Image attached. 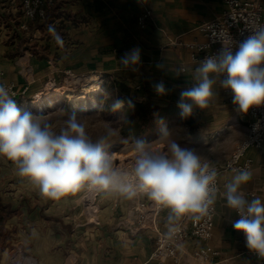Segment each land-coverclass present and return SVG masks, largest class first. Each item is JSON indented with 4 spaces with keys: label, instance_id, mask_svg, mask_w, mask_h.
Returning a JSON list of instances; mask_svg holds the SVG:
<instances>
[{
    "label": "crops",
    "instance_id": "0c3cea01",
    "mask_svg": "<svg viewBox=\"0 0 264 264\" xmlns=\"http://www.w3.org/2000/svg\"><path fill=\"white\" fill-rule=\"evenodd\" d=\"M3 1L0 0V8L4 6ZM259 1L264 5V0ZM145 7L152 16L141 22ZM55 8L49 24L33 25L31 39H26L29 45H34L30 48L32 51L35 48L41 55V49L46 47L47 53L61 57L60 64L77 69L108 64L110 71L124 70L126 85L139 101L149 100L164 110L174 109L181 116L180 92L196 83L194 70L200 64L192 59L190 46L206 41L200 26L221 15L226 4L225 0H58ZM49 26L62 37L63 47L57 45ZM2 38L0 35V74L3 73L5 83H15L20 92L23 79L18 63L9 56L12 46L5 45ZM23 40L17 43L25 46L26 40ZM136 47L141 50V56L140 64L133 71L121 65L120 59ZM31 56L33 70L41 72L47 61H40L32 53ZM160 64L165 67H157ZM181 68L184 71L178 75L177 70ZM219 79L224 76L217 78L213 86L216 95L209 107L195 109L190 116L191 124H184L177 114L173 119L179 130L188 135L185 148L195 149L204 157V162L219 167V181L223 185L237 174L224 167L244 138L250 116L236 111L231 90L221 88ZM160 81L167 89L163 96L153 87ZM244 160L251 161V167L246 170L252 175L241 186L242 194L248 200L260 198L264 202V145L248 149ZM224 191L222 186L215 202V231L210 242L219 255L210 264H264L246 247L244 234L233 229L232 223L239 215L226 207ZM168 215L169 210L160 207L157 226L162 231L170 226ZM109 219V224L99 221L88 231L78 229L75 236L60 242L52 234L38 235L30 240V245L24 243L27 253L15 259L5 254L0 264H205L186 260L185 256L180 263L172 259L159 263L152 259L156 235L150 225L133 223L119 227L115 216ZM186 246L193 251L203 243L191 239Z\"/></svg>",
    "mask_w": 264,
    "mask_h": 264
},
{
    "label": "clouds",
    "instance_id": "9594fccd",
    "mask_svg": "<svg viewBox=\"0 0 264 264\" xmlns=\"http://www.w3.org/2000/svg\"><path fill=\"white\" fill-rule=\"evenodd\" d=\"M49 31L57 45L63 47L55 28L49 26ZM140 56L139 47L133 48L120 63L135 71ZM183 71L178 69V75ZM221 76L224 79H219V85L231 90L239 114L247 115L250 109L264 106V26L253 29L235 52L233 47L223 45L218 53L200 62L194 70L196 83L180 92L182 118L192 116L195 109L209 107L216 95L213 86ZM153 87L158 95L167 94L163 81ZM126 103L128 108H134L131 100L113 99L111 111L122 110ZM42 111L33 113L19 107L0 82V157L10 161L16 174L31 183L42 198L58 200L82 190L117 194L128 200L144 195L169 210L168 225L186 216L199 221L214 206L219 193L217 170L204 162L195 149L181 147L166 127L161 128V139H169L167 151L152 150L143 141H136L133 163L130 170H125L116 166L109 151L113 129L93 140L77 113L68 114L57 130L42 118ZM258 127L255 125L254 130ZM121 142L128 143L124 138ZM251 175L246 169L237 170L224 186L223 196L226 207L240 217L232 223L233 229L243 233L246 247L264 259V202L260 198L248 200L241 191Z\"/></svg>",
    "mask_w": 264,
    "mask_h": 264
},
{
    "label": "rangeland",
    "instance_id": "374dc122",
    "mask_svg": "<svg viewBox=\"0 0 264 264\" xmlns=\"http://www.w3.org/2000/svg\"><path fill=\"white\" fill-rule=\"evenodd\" d=\"M3 9L4 7L0 8V35H4L2 41L5 45L12 46L13 50L9 56L15 59L14 63H18L16 65L23 79L21 90L16 98L10 95L19 107L33 113L42 109V118L53 123L57 130L68 118V114L75 112L81 122L86 125L88 134L93 140L106 135L109 128L113 129L114 135L108 140L109 151L113 153L116 166L125 170H130L133 163L136 141H143L147 144L146 147L152 150L167 151L169 139H161L162 127L168 129L172 139L181 147H188L186 146L188 135L179 130V125L175 124L173 119L176 114L180 116L174 109L161 108L153 121L155 129L133 137L125 136L123 134L126 120L125 108L112 112L110 106L113 99L125 100L129 94L138 100L126 85V72L124 70L110 71L108 64L101 67L87 65L77 69V67L60 64L61 57L53 56L51 52L47 53L46 47L40 48L41 55L35 48L32 51L30 48L34 45H29L24 37L26 34L17 32L16 41L14 38H9L8 33L12 32L14 26L12 11H9L7 7ZM18 15L17 12V17ZM22 39L26 40H23L24 43L26 42L25 46L17 43V40ZM31 53L40 61H47L44 71L33 70L30 65ZM51 55L53 57H46ZM53 88L62 89L63 98L58 101L50 99L52 100L50 103L37 108L39 98L46 96ZM93 88L98 91L96 95L90 93ZM75 98H78L76 102ZM181 119L184 124H191L190 117H181ZM121 138L126 139L128 143H122ZM0 197L5 204L15 210L5 222V227L10 233L3 253V255L11 256L12 259L25 252V246L30 245V240H35L38 235L52 234L54 240L60 242L72 237L73 234L75 236L78 229L85 228V231H88L99 221L101 224L111 223L109 219L111 216H115L114 221L119 224V227L134 225L133 223L138 226L145 224L152 227L154 212L151 211L159 208L144 195L128 200L117 194H102L89 190H82L75 195H68L58 200L42 198L38 190L26 179L19 177L15 166L3 157H0Z\"/></svg>",
    "mask_w": 264,
    "mask_h": 264
},
{
    "label": "built area",
    "instance_id": "2783aa9c",
    "mask_svg": "<svg viewBox=\"0 0 264 264\" xmlns=\"http://www.w3.org/2000/svg\"><path fill=\"white\" fill-rule=\"evenodd\" d=\"M57 1L4 0L3 7L4 9L7 7L9 11H12V21L14 22L12 32L8 33L9 38H14V41H16L15 35L20 32L26 34V39H31L33 25L49 24L51 21L50 16L56 9ZM225 4L226 9L221 15L200 26V31L204 34L206 41L190 46L192 50L191 57L194 61L200 63L206 56L218 53L223 45L233 47V52H235L239 44L252 34L253 29L264 26V5L259 0H225ZM17 12L19 13L18 17ZM151 16L152 12L145 7L144 16L140 17V21L143 22L146 19L145 17ZM2 77L3 73L0 74V82H3L9 89L10 95L16 98L19 93L17 85L15 83H5ZM249 116L250 122L247 132L224 170L237 171L241 168H250L251 161L244 160L247 150L253 147L260 148L264 145V106L250 109ZM257 124L259 127L254 130V126ZM209 165L217 170V187L220 193L221 187L227 183L221 185L219 167ZM159 210L160 207L156 211H151L154 212L152 228L156 235V245L152 259L159 261V263H163L168 259L180 263L185 256L186 260L195 259L201 263L210 264L213 258L219 255V252L210 245L215 231V204L210 209L209 214L199 221H193L191 217L186 216L176 224L170 225L166 231L160 230L157 226L156 218ZM170 227L175 228V231L170 232ZM191 239L199 240L203 243V246L189 251L186 243ZM261 260L264 261V259Z\"/></svg>",
    "mask_w": 264,
    "mask_h": 264
},
{
    "label": "trees",
    "instance_id": "16d2710c",
    "mask_svg": "<svg viewBox=\"0 0 264 264\" xmlns=\"http://www.w3.org/2000/svg\"><path fill=\"white\" fill-rule=\"evenodd\" d=\"M131 100L134 104V108H128L125 104V128L123 134L127 137H133L135 135L153 130V121L157 116V113L161 111V108L154 105L151 101L145 100L139 102L136 98L131 97L129 94L125 101ZM15 210L3 202L0 197V261L3 257V253L6 249L7 237L9 231L5 227L6 220L10 217Z\"/></svg>",
    "mask_w": 264,
    "mask_h": 264
},
{
    "label": "bare ground",
    "instance_id": "6f19581e",
    "mask_svg": "<svg viewBox=\"0 0 264 264\" xmlns=\"http://www.w3.org/2000/svg\"><path fill=\"white\" fill-rule=\"evenodd\" d=\"M91 94L96 95L98 93L97 89L93 88L90 90ZM64 96V93L62 92V89H57V88H53L49 91V93H47L46 96L39 98V100L37 101V108H42L45 105H47L48 103H50V99H55V100H60L62 99ZM78 98H75V102L77 101ZM52 103V102H51Z\"/></svg>",
    "mask_w": 264,
    "mask_h": 264
}]
</instances>
